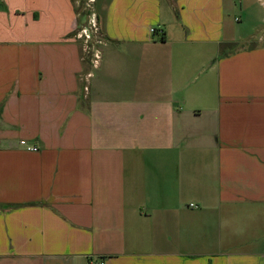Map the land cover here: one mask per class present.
<instances>
[{"label": "crops", "instance_id": "obj_1", "mask_svg": "<svg viewBox=\"0 0 264 264\" xmlns=\"http://www.w3.org/2000/svg\"><path fill=\"white\" fill-rule=\"evenodd\" d=\"M75 1L0 0V264H264V35L94 0L93 66Z\"/></svg>", "mask_w": 264, "mask_h": 264}, {"label": "rangeland", "instance_id": "obj_2", "mask_svg": "<svg viewBox=\"0 0 264 264\" xmlns=\"http://www.w3.org/2000/svg\"><path fill=\"white\" fill-rule=\"evenodd\" d=\"M94 2V0L75 1V8L78 9L80 14L82 13V15H85L87 18V22L75 31L76 34L82 27L89 28L88 21L94 17ZM242 10L243 13H241ZM231 18L239 19V21L232 20L233 31L238 35V43L234 44L233 49H235V47L256 44V41L264 35V0H233ZM103 39V36L98 30L92 33L91 38L87 43L84 42V36L79 39L82 44V56L84 60L89 59L95 51L99 52L100 59V51L98 47Z\"/></svg>", "mask_w": 264, "mask_h": 264}, {"label": "built area", "instance_id": "obj_3", "mask_svg": "<svg viewBox=\"0 0 264 264\" xmlns=\"http://www.w3.org/2000/svg\"><path fill=\"white\" fill-rule=\"evenodd\" d=\"M89 28L82 27L80 31L77 33V37L83 38L84 36V42L87 43V41L91 38V35L93 32H96L98 30L95 18H91L89 21ZM152 31L158 32V29H152ZM99 61V52L95 51L92 55V64L93 66L98 65ZM20 145L27 151H36L37 147L35 145H29L25 140H20ZM100 264H103V262H100Z\"/></svg>", "mask_w": 264, "mask_h": 264}, {"label": "trees", "instance_id": "obj_4", "mask_svg": "<svg viewBox=\"0 0 264 264\" xmlns=\"http://www.w3.org/2000/svg\"><path fill=\"white\" fill-rule=\"evenodd\" d=\"M74 1V0H73ZM78 10V9H77ZM96 22H97V27H98V31L101 33H103V27L101 26V24H100V22H99V20H96ZM104 38H105V36H104ZM228 47H226L225 46V44H222V46H221V48H220V54L221 55H223V54H226V49H227Z\"/></svg>", "mask_w": 264, "mask_h": 264}]
</instances>
